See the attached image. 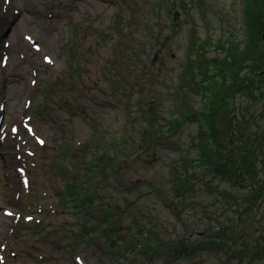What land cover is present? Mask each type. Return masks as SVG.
Listing matches in <instances>:
<instances>
[{
    "label": "rangeland",
    "instance_id": "1",
    "mask_svg": "<svg viewBox=\"0 0 264 264\" xmlns=\"http://www.w3.org/2000/svg\"><path fill=\"white\" fill-rule=\"evenodd\" d=\"M93 1L0 0V264H264V0Z\"/></svg>",
    "mask_w": 264,
    "mask_h": 264
},
{
    "label": "trees",
    "instance_id": "2",
    "mask_svg": "<svg viewBox=\"0 0 264 264\" xmlns=\"http://www.w3.org/2000/svg\"><path fill=\"white\" fill-rule=\"evenodd\" d=\"M229 113H230V115L232 114L231 109L229 110ZM191 114L192 115L188 116L189 118L191 117L189 120H195V118H196V121L200 120L198 122L199 125L201 124V126H204L205 128L207 126L211 127V121L213 120V118H212L210 113L206 112V109L199 111V113H191ZM196 114H198V115L195 117ZM202 120H203L204 124L202 123ZM210 129H212V127L209 128V134H208L209 141L212 143L214 148L212 149L211 153H209V154L206 153L205 151L203 153H201L202 158L205 157V159H206V161H204L205 167L207 169L209 168V170L211 168L214 170H219L220 171L219 176L222 177L223 180L231 181L236 186L240 185L239 183L244 184L243 181L244 180L247 181V178L242 173L243 171L240 169L241 165H243V162L241 161V156H240L238 147H236V145L231 144V145H229L230 146V148L228 150L229 154H227V152H225V153L221 152V150L224 148V145L220 144V143H216L217 142L216 141L217 131L214 130V132L210 133ZM246 157H247V161H248V156H246ZM237 162H238V166H237ZM239 163H241V164L239 165ZM234 176H236L237 179L233 178ZM245 183L247 184V182H245ZM262 190H263V188L261 187L260 189H257L256 191H253L251 193L248 192L247 194H245V196H244L245 204H246L247 200L251 197L252 194H253L252 197H255V199H258L261 196ZM89 197L93 201V199L95 198V195L89 194Z\"/></svg>",
    "mask_w": 264,
    "mask_h": 264
},
{
    "label": "bare ground",
    "instance_id": "3",
    "mask_svg": "<svg viewBox=\"0 0 264 264\" xmlns=\"http://www.w3.org/2000/svg\"><path fill=\"white\" fill-rule=\"evenodd\" d=\"M85 2L87 3V4H90L91 6H89L88 8H87V10H89L90 11V9H95V8H97V4H98V2H94L93 0H85ZM5 32V31H4ZM4 32H1L0 34H3ZM5 222H4V224H2V226L0 227V234H2L5 230H6V228H7V225L9 224V222H10V219H8V218H4L3 219ZM1 237V236H0ZM170 244H172V246H174V243L173 242H171ZM177 244V243H176ZM24 264H30L29 262H24Z\"/></svg>",
    "mask_w": 264,
    "mask_h": 264
},
{
    "label": "water",
    "instance_id": "4",
    "mask_svg": "<svg viewBox=\"0 0 264 264\" xmlns=\"http://www.w3.org/2000/svg\"><path fill=\"white\" fill-rule=\"evenodd\" d=\"M177 17H178V12L175 11V12H174V19H177ZM262 20H263V23H264V15H263V17H262ZM262 40L264 41V31L262 32Z\"/></svg>",
    "mask_w": 264,
    "mask_h": 264
},
{
    "label": "snow or ice",
    "instance_id": "5",
    "mask_svg": "<svg viewBox=\"0 0 264 264\" xmlns=\"http://www.w3.org/2000/svg\"><path fill=\"white\" fill-rule=\"evenodd\" d=\"M41 143H42V141H41Z\"/></svg>",
    "mask_w": 264,
    "mask_h": 264
}]
</instances>
